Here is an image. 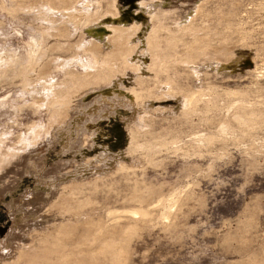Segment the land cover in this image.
Returning <instances> with one entry per match:
<instances>
[{
	"label": "rangeland",
	"instance_id": "374dc122",
	"mask_svg": "<svg viewBox=\"0 0 264 264\" xmlns=\"http://www.w3.org/2000/svg\"><path fill=\"white\" fill-rule=\"evenodd\" d=\"M0 264H264V0H0Z\"/></svg>",
	"mask_w": 264,
	"mask_h": 264
},
{
	"label": "bare ground",
	"instance_id": "6f19581e",
	"mask_svg": "<svg viewBox=\"0 0 264 264\" xmlns=\"http://www.w3.org/2000/svg\"><path fill=\"white\" fill-rule=\"evenodd\" d=\"M97 52V51H96ZM134 214H135V212H134Z\"/></svg>",
	"mask_w": 264,
	"mask_h": 264
}]
</instances>
